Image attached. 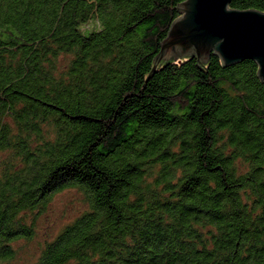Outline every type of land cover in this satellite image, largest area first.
<instances>
[{
    "label": "trees",
    "instance_id": "trees-1",
    "mask_svg": "<svg viewBox=\"0 0 264 264\" xmlns=\"http://www.w3.org/2000/svg\"><path fill=\"white\" fill-rule=\"evenodd\" d=\"M181 1L0 0V264L68 187L85 207L31 264H264V82L153 67Z\"/></svg>",
    "mask_w": 264,
    "mask_h": 264
},
{
    "label": "water",
    "instance_id": "water-1",
    "mask_svg": "<svg viewBox=\"0 0 264 264\" xmlns=\"http://www.w3.org/2000/svg\"><path fill=\"white\" fill-rule=\"evenodd\" d=\"M231 0H183L154 62L196 56L205 62L213 52L224 66L252 59L264 82V11L230 7Z\"/></svg>",
    "mask_w": 264,
    "mask_h": 264
},
{
    "label": "rangeland",
    "instance_id": "rangeland-1",
    "mask_svg": "<svg viewBox=\"0 0 264 264\" xmlns=\"http://www.w3.org/2000/svg\"><path fill=\"white\" fill-rule=\"evenodd\" d=\"M85 207L82 192L76 187L64 188L53 193L46 206L31 214L32 236L15 242L18 252L12 264H31L40 245L52 238L59 229L77 216Z\"/></svg>",
    "mask_w": 264,
    "mask_h": 264
}]
</instances>
